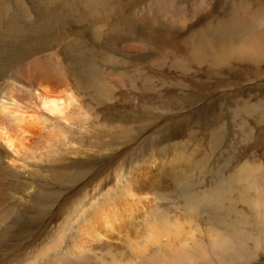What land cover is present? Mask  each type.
Returning <instances> with one entry per match:
<instances>
[{
	"label": "rangeland",
	"instance_id": "obj_1",
	"mask_svg": "<svg viewBox=\"0 0 264 264\" xmlns=\"http://www.w3.org/2000/svg\"><path fill=\"white\" fill-rule=\"evenodd\" d=\"M6 22L25 39L21 50L40 38L43 60L51 44L63 58L75 45L98 85L85 92L91 119L74 126L73 143L14 169L0 264H88L73 245L90 230L105 232L94 247L120 264H264V203L251 206L258 191L264 202V0H0ZM6 28L1 55L15 40ZM26 86L40 88L31 74ZM156 212L181 222V242L146 233Z\"/></svg>",
	"mask_w": 264,
	"mask_h": 264
},
{
	"label": "bare ground",
	"instance_id": "obj_2",
	"mask_svg": "<svg viewBox=\"0 0 264 264\" xmlns=\"http://www.w3.org/2000/svg\"><path fill=\"white\" fill-rule=\"evenodd\" d=\"M3 27H7L6 30L10 31V34L12 35V37H15V40H13L12 42L9 40V45V42L7 43L5 47L9 50V52L7 51V55H5L7 52L2 55L0 53V206L3 203L2 200H4L5 206L9 204L8 201L11 198H9L7 191H10L9 193H12L11 191L16 190L17 185L14 183V179L16 180L18 178L15 177L13 173L14 169L23 170L26 166V161L42 163L44 162V159L53 160L54 157L51 156V153H54V151L58 148V144L62 143L65 145H70L71 143H73L70 141V134L71 131L75 128L74 126L79 125V127L83 128L85 125L89 124L88 122H90L89 120L91 119V105L89 104L90 102L88 100V94H85V92L92 89L95 84L98 85V82L95 83L94 81H92V77H95L93 76V72L95 74V71H93L89 59H85L82 56L77 55L75 45L71 46L67 41L68 49L70 52L69 54L65 53L63 55L65 58H63L60 51L61 48H54L53 46L55 45L51 44L52 47L50 49L53 51L50 52V55L48 54L49 61H47L43 60V57L36 56L44 47V45L40 44V42L36 43L40 38L38 40L36 39L37 41L32 44L29 50H21L19 45L24 46L26 44V41L21 35H18V26L13 23H3L0 26V34L3 33ZM29 29H31V27L26 26V23H24L23 30L27 31ZM49 32L50 30L47 31V33ZM33 35L35 34L33 33ZM34 39L32 40L35 41ZM64 44L65 42L63 43V46ZM33 55V61L23 62L25 59L28 60ZM4 56L5 58L3 59ZM62 59L64 61L65 59L67 60L65 69L62 65ZM5 61H12V63L7 66L4 64ZM14 61L16 62V64H14L15 67H12ZM51 64L54 65V79L53 77H51L50 73V70L52 69ZM30 74L32 77L37 79V83L40 88L28 89L29 87L26 86V80L28 79V76H30ZM98 92L100 91L98 90ZM98 94H100V97H104L102 96L101 92ZM28 96L31 97V100L29 102H25L24 100H22L26 99ZM62 153L64 154V152ZM64 161L66 162V160ZM239 170L240 172L238 174H240L242 177H250L251 179L254 178V175H251L247 169ZM256 181L257 179L255 180V182ZM127 185L130 188L136 185V183L133 182V184L129 183ZM256 186L252 184V187ZM134 188L133 190H135L137 186L135 189ZM183 189L185 188H182V190ZM133 190L131 191V189H129V192L127 190L126 194L128 196L127 198H133V201H135L134 198L136 196ZM221 194L222 192L215 193V191H213L212 193L208 192L206 196H212L215 200H218V196H220ZM147 198L148 196L146 195L145 197L142 196V201H147ZM263 203V198L260 194V191H258L257 196L251 199V206L256 211H259L260 209L262 210ZM145 204L147 203L145 202ZM204 205L209 208H216L218 206L217 204L213 205L212 201H208L207 203H204ZM154 208L155 207H153V209ZM150 209H152V207H150L149 210ZM155 210L158 209L156 208ZM158 212H156V214H158ZM8 213L0 214V222H2L8 216ZM151 218L152 219L149 220L147 224L146 233L153 237L156 241H163L166 243V246H171L176 241H182L180 239L182 237L181 222H179L177 219L174 221H170L169 218L165 216V214L159 215L155 218H153V216L151 215ZM148 219H150V217H148ZM100 223H98L97 225L99 226ZM233 224L234 222H231L230 224L226 223L225 228L230 229L231 227H233ZM94 225L97 226L96 224ZM109 225L107 226L109 227ZM100 228L101 227H99V230ZM90 232L93 233H85L86 235H88L87 237H83L82 235L83 238L78 237L79 240L74 243L73 248L76 252L75 255L80 256L84 259L88 258L90 260L88 264H120L114 256H109L108 253H103L105 258L103 256H100V249L94 247L95 243L103 242V238L106 236L105 232H101L98 230H90ZM207 233H209V235L215 236L216 238L217 236L219 237V235H221L220 231H218L214 227L212 220L208 224ZM211 239L213 240V238ZM56 248L57 247L54 246L49 247L50 250L52 249L54 251H56ZM109 249L110 248L107 247L105 251H108ZM108 256L109 259H107ZM170 256L172 259H180L178 257L179 253L177 252L171 253ZM85 263L86 262L83 261V264Z\"/></svg>",
	"mask_w": 264,
	"mask_h": 264
}]
</instances>
